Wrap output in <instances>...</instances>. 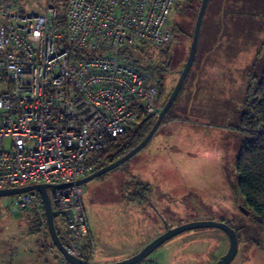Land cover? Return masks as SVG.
<instances>
[{"label": "rangeland", "instance_id": "obj_1", "mask_svg": "<svg viewBox=\"0 0 264 264\" xmlns=\"http://www.w3.org/2000/svg\"><path fill=\"white\" fill-rule=\"evenodd\" d=\"M19 1L17 5L36 13L47 3ZM67 1L53 3L60 14ZM176 1L180 5L170 19L172 42L146 48L138 58L145 70L152 61L161 65L160 111L186 65L202 0H193L195 10H186L191 0ZM263 71L264 0H210L196 59L170 120L139 157L84 185L96 264L126 260L167 229L201 221L225 223L237 231L238 253L230 264H264V227L239 191L237 172L244 141L237 129L239 118L249 89ZM127 183L149 186L148 201L130 202L121 194ZM14 210L10 197L0 198V264H62L36 215ZM55 223L59 229L60 219ZM228 248L221 230L198 229L168 240L147 259L158 264H216Z\"/></svg>", "mask_w": 264, "mask_h": 264}, {"label": "built area", "instance_id": "obj_2", "mask_svg": "<svg viewBox=\"0 0 264 264\" xmlns=\"http://www.w3.org/2000/svg\"><path fill=\"white\" fill-rule=\"evenodd\" d=\"M17 3L0 0V190L51 186L64 249L95 264L77 182L96 171L110 140L133 130L141 115H159L158 80L128 49L172 42L176 0H68L63 14L50 0L39 13ZM10 205L33 212L47 230L39 193L10 196Z\"/></svg>", "mask_w": 264, "mask_h": 264}, {"label": "trees", "instance_id": "obj_3", "mask_svg": "<svg viewBox=\"0 0 264 264\" xmlns=\"http://www.w3.org/2000/svg\"><path fill=\"white\" fill-rule=\"evenodd\" d=\"M58 1L59 0H52V4H57ZM178 5L180 4L176 1L175 9ZM195 6L196 1L193 2V0H191L187 2L186 10H195ZM25 10L24 7H21V11ZM149 47L152 46L139 43L128 49L130 59L133 60L139 68L140 64L138 58L142 57L143 50ZM163 64L165 63L163 62ZM160 69L161 65L152 61V64H150V67L146 70L155 75L158 80L159 99L157 106L160 103L162 94V79L159 78L157 72ZM171 109L162 124L170 120L169 114ZM155 121V116L141 115L133 130L129 131L124 137L112 139L108 142L106 150L101 155L99 165L101 167L109 165L138 146L152 129ZM237 129L243 133L244 137L237 160V172L239 175L238 188L241 195L245 198L247 205L254 212L257 223L264 227V71L260 79H255V84L247 93ZM141 154L142 152L132 159L139 157ZM123 166L124 165L118 169H121ZM132 188H134L133 191H131ZM149 191V186H142L139 183H127L124 185V190L121 194L128 196L131 199L130 202L133 201L137 204H143L148 201ZM60 239L63 240L61 236Z\"/></svg>", "mask_w": 264, "mask_h": 264}, {"label": "water", "instance_id": "obj_4", "mask_svg": "<svg viewBox=\"0 0 264 264\" xmlns=\"http://www.w3.org/2000/svg\"><path fill=\"white\" fill-rule=\"evenodd\" d=\"M210 0H202L200 4V8L196 17L193 35H192V41L189 49V54L187 58L186 65L184 67V70L172 90L169 98L165 102L163 108L161 109L159 115L156 118V121L152 127V129L149 131L147 136L143 139V141L136 146L134 149H132L130 152H128L126 155L121 157L120 159L116 160L115 162L106 165L104 167L99 168L96 170L93 174L87 176L84 179H81L77 182L79 185H86L96 179L102 178L103 176L117 170L122 165H124L126 162L130 161L132 158L137 156L152 140V138L157 133L158 129L161 127L165 117L167 116L168 112L174 105L178 95L180 94L184 83L194 65L196 55H197V49H198V43L202 28V23L204 16L206 14L208 5ZM51 188V186L45 185V184H36V185H30L26 187L21 188H11V189H5L0 190V198L2 197H10L14 195H19L27 192L36 191L40 194L43 204H44V210H45V216L47 221V229L48 234L51 238L53 246L59 250L63 256L65 257L66 261H68L71 264H94V263H87L86 261L74 257L66 252V250L63 247V244L60 240L55 219L62 215V212L60 211H54L52 209L50 198L48 195V189ZM17 210H14L16 212ZM66 215L69 216L70 219H72V214L66 213ZM218 229L224 232L229 240V248L225 255L220 257V259L217 261L216 264H230L238 253L239 248V241H238V234L234 228L229 226L225 223H218V222H212V221H201V222H192L188 224H184L182 226H179L174 229H167V231L158 237H156L154 240H152L145 248H143L138 254L120 261V262H113V263H105V264H139L140 262L147 259L154 251H156L158 248H160L164 243H166L168 240L191 230H198V229ZM96 264V263H95Z\"/></svg>", "mask_w": 264, "mask_h": 264}, {"label": "crops", "instance_id": "obj_5", "mask_svg": "<svg viewBox=\"0 0 264 264\" xmlns=\"http://www.w3.org/2000/svg\"><path fill=\"white\" fill-rule=\"evenodd\" d=\"M225 241H227V240H225Z\"/></svg>", "mask_w": 264, "mask_h": 264}]
</instances>
